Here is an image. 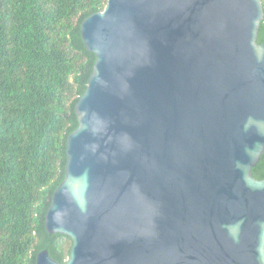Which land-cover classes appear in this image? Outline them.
I'll return each mask as SVG.
<instances>
[{"label": "water", "instance_id": "1", "mask_svg": "<svg viewBox=\"0 0 264 264\" xmlns=\"http://www.w3.org/2000/svg\"><path fill=\"white\" fill-rule=\"evenodd\" d=\"M263 0H108L36 264H264Z\"/></svg>", "mask_w": 264, "mask_h": 264}, {"label": "trees", "instance_id": "2", "mask_svg": "<svg viewBox=\"0 0 264 264\" xmlns=\"http://www.w3.org/2000/svg\"><path fill=\"white\" fill-rule=\"evenodd\" d=\"M107 1L0 0V264H36L44 249L60 262L70 254L71 238L45 220L96 59L81 25ZM253 173L264 178V155Z\"/></svg>", "mask_w": 264, "mask_h": 264}]
</instances>
